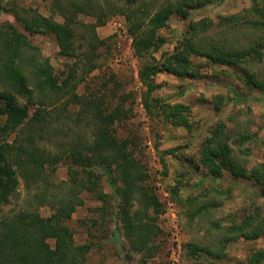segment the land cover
I'll return each mask as SVG.
<instances>
[{"label":"trees","instance_id":"trees-1","mask_svg":"<svg viewBox=\"0 0 264 264\" xmlns=\"http://www.w3.org/2000/svg\"><path fill=\"white\" fill-rule=\"evenodd\" d=\"M205 6L204 0H53L52 12L63 19L57 22L39 14L8 10L0 3V10L13 14L23 28L20 30L9 21L0 26V213L11 204L21 182L26 188L23 208L0 219V264H86L97 243L77 244L69 225L75 212L85 206V193L102 204L93 212L100 213L105 220L113 202L117 209L113 214L120 224L113 236L123 232L129 243L124 248L129 254L141 255L139 264H149L148 260L160 251L155 242L159 236H164L159 218L166 211V203L150 184L147 167L136 155V146L128 139H119L116 130L117 124L133 117L132 110L124 108L125 99L111 109L103 98L78 91L86 77L97 69L90 55L84 62L76 54L77 41L86 39L82 30L87 26L81 24L80 17L96 20L90 27L98 41L97 29L116 15L125 18L127 35L133 40L131 50L143 63L138 75L146 88L141 100L148 116L151 119L160 116L165 125L193 132L190 107L172 105L155 97L161 87L156 78L165 72L180 79L198 78L193 58H205L214 64L231 67L264 58L263 0H253L252 7L246 10L249 17L254 18L246 22L248 30L261 32L250 46L239 47L232 41H226L225 45L207 41L214 23L201 20L190 23L173 52H163L157 58L167 44L161 31L169 27L170 19L177 16L187 20L194 10ZM223 21L224 25L235 29L241 19L232 16ZM37 34L55 36L60 55L77 59L66 72L56 73L50 58L44 57L40 48L33 44L30 36ZM99 43L104 44L103 41ZM245 72L244 83L264 91V82ZM71 107L79 110L71 114ZM221 107L222 103L216 104L218 111ZM249 138L244 136L241 142ZM54 139L58 142V152L41 145ZM228 140L226 126L219 124L200 144L198 158L188 156L190 152L182 155L181 146L160 152L164 177L169 175L167 157L184 158L195 173L206 171L200 173L201 182L195 183L198 194L183 195L184 188L189 186L184 181L185 173L167 188L170 200L180 208L179 215L190 224L221 206L210 201L209 196L211 193L224 195L216 184L226 173L234 181L252 183L258 189L257 196L264 199V163L250 170L241 166ZM65 159L69 162V178L55 182L58 167ZM184 162L180 165L185 166ZM104 178L111 194L103 190ZM204 182L210 183L209 188L203 189ZM135 201L139 208L133 211ZM42 208L50 209L51 215L42 216ZM215 226L224 233L220 242L222 248L241 238L256 241L264 237L261 213L246 215L242 223ZM104 227L100 220L93 219L90 236L94 228L109 231ZM183 248L190 259H199L203 253L221 259V254L195 243H187ZM247 264H264V250L252 254Z\"/></svg>","mask_w":264,"mask_h":264},{"label":"rangeland","instance_id":"rangeland-1","mask_svg":"<svg viewBox=\"0 0 264 264\" xmlns=\"http://www.w3.org/2000/svg\"><path fill=\"white\" fill-rule=\"evenodd\" d=\"M204 1H206V6L194 10L191 18L183 20L173 16L170 19L169 27L161 31V35L167 39V44L156 55L157 58H160L163 52H173L190 23L201 20L214 23L212 30L208 33L207 41L223 45L226 44V41H232L239 47H248L254 41L256 42L261 32L250 31L248 30L249 25H246L248 20L254 19L246 13V10L252 7L253 0ZM0 3L5 5L8 10L15 9V11L28 15L39 14L57 22H63L60 16L52 12L53 0H0ZM232 16H239L241 19L239 27L235 25V29L231 25L223 23V20ZM80 20L81 24L87 26L82 30L86 39L77 41L76 54L83 61L90 55L91 61L96 64L97 69L86 77L87 79L79 86L78 91L80 94H93L100 99L103 98L111 109H115L123 99L126 100L124 108L132 110L133 117L116 125L118 138L128 139L136 146L134 148L136 155L146 165L150 176L149 182L162 201H165L163 193H169L167 188L175 184L176 178L181 173H185L184 181L186 185L189 184L184 188L183 195L186 196L190 192L198 194L195 183L196 181L201 182L200 173L206 171L201 170L195 173L190 163L184 162V158L177 160L167 157L169 175L164 177L160 152L163 153L181 146L182 155L190 152L188 156L195 155V158H198L200 144L219 124L226 126L229 136L228 143L233 149L234 158L238 164L250 170L264 163V91L248 86L243 81V78L246 77L245 71H247L264 82V58L259 62L252 61V64L247 63L238 67L221 66L205 58H193V63L198 70V78L194 80L180 79L166 72L159 75L156 78V83L161 87L156 91L155 97L163 98L172 105L183 104L190 107V117L194 129L193 132H189L182 128L165 125L160 121L162 118L160 116H156L154 119L148 116L141 100L146 88L139 80L138 75L139 67L143 63L133 55L127 30L117 32L115 26L116 23L126 22L125 18L116 15L110 18L104 27L97 29L96 34L99 41L104 42L103 45L96 40L97 37L95 38L93 29L90 27L95 24L96 20L86 16H81ZM7 21L23 30L22 25L13 14L0 10V26ZM125 27L127 28V25ZM30 39L34 45L40 48L44 57L50 58L56 73L66 72L68 66L77 60L76 58H63L60 55L58 42L53 35L37 34L30 36ZM79 74H81V70ZM217 103H222L220 111L216 109ZM78 110V107H71L69 112L75 114ZM65 124L66 126L71 125V123ZM244 136L250 138L241 142ZM14 138L15 135L11 140L13 141ZM57 143V140L54 139L48 143L43 142L41 145L51 152H58ZM182 162L185 166L180 165ZM68 166V159L61 162L54 177L55 182H63L69 178ZM209 184V182H204L203 189L209 188ZM216 185L224 192V195L211 193L209 200L218 205L221 204L220 207L209 209L211 212H206L207 215L192 224L188 223L181 214L179 216L184 230L181 239L182 246L187 243H195L210 249L211 252L221 254V259H216L207 253H203V257L199 259H190L188 252L183 248L180 264H247V260L252 254L264 250V237L256 241H247L241 238L231 242L225 248L221 247L220 242L224 233L215 224L228 226L234 222L242 223L246 215L256 213H261L264 217V199L257 196L258 189L252 183L244 180L234 181L227 173ZM103 187L107 194H111L105 178ZM227 191L230 192V195H225ZM84 196L85 206L75 212L69 225L75 233L77 244L81 245L89 241L97 243L86 264H139L141 255L129 254L125 250L124 247H128L129 243L123 232L117 237L113 236V232L120 228L117 217L113 214L117 212L113 202L105 220L100 213L93 212L94 208H99L102 204L94 200L88 193H85ZM170 197H168L169 200ZM25 200L26 188L21 182L18 193L12 199L11 204L4 207V211L0 213V219L11 212L20 211ZM212 202L209 203L213 204ZM134 204L133 211H136L139 204L136 201ZM41 214L48 217L51 215V211L48 208H42ZM93 219L100 220L105 225L104 230L109 231H97L94 228L91 229L93 234L91 237L89 231ZM163 225L162 219H159V226ZM168 243L165 236H159L156 239L155 245L160 248V251L148 260L149 264H170Z\"/></svg>","mask_w":264,"mask_h":264},{"label":"built area","instance_id":"built-area-1","mask_svg":"<svg viewBox=\"0 0 264 264\" xmlns=\"http://www.w3.org/2000/svg\"><path fill=\"white\" fill-rule=\"evenodd\" d=\"M116 30L117 32H123L126 30L125 22L116 23ZM130 39V44L132 45L133 40ZM164 199L166 203V211L160 216V220L163 221V226H161L162 231L164 232V236L169 241L168 246V257L170 264H180L181 263V256L183 251V244H182V232L183 226L180 221L179 209H177L176 205L169 200L168 197L169 193L164 192Z\"/></svg>","mask_w":264,"mask_h":264}]
</instances>
